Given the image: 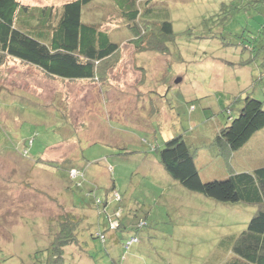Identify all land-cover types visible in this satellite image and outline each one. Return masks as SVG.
<instances>
[{
    "label": "rangeland",
    "instance_id": "1",
    "mask_svg": "<svg viewBox=\"0 0 264 264\" xmlns=\"http://www.w3.org/2000/svg\"><path fill=\"white\" fill-rule=\"evenodd\" d=\"M20 1L60 8L70 0ZM93 1L84 20L121 45L106 79L65 81L12 58L0 68V264L40 261L37 251L50 246L68 213L79 220V245L65 248L66 264H119L122 255L124 264H224L228 239L247 229L256 209L187 190L154 148L182 135L205 182L264 166V157H250L253 140L230 158L214 144L247 96L264 102V84L256 82L264 2L141 0L176 33L155 49L149 38L135 43L140 34L130 35L111 0ZM114 186L125 228L119 243L109 234L104 245L92 198L106 200ZM140 219L147 226L138 231ZM134 232L140 243L125 251Z\"/></svg>",
    "mask_w": 264,
    "mask_h": 264
},
{
    "label": "trees",
    "instance_id": "2",
    "mask_svg": "<svg viewBox=\"0 0 264 264\" xmlns=\"http://www.w3.org/2000/svg\"><path fill=\"white\" fill-rule=\"evenodd\" d=\"M111 1L130 25L127 27L130 35L140 34L135 42L138 45L143 39L149 38V44L158 49L160 46L165 47L171 39L173 43V36L176 39L171 21L155 12L151 14L152 9H143L141 0ZM257 2L263 3L264 0ZM93 4V0H70L60 8L30 7L20 0H0V68L8 58H12L65 81L106 79L107 71L111 69L109 67L118 60L121 45L112 41L109 34L102 30L101 24L84 20L85 10ZM154 22L161 24L160 27L154 26ZM242 65L246 66V62ZM256 78V82L264 84V67ZM238 111V116L231 118L214 139L219 154L226 158L250 144L254 136L264 130L263 101L247 96ZM189 144L186 138L179 135L165 141L162 146L158 145L154 151L168 175L187 190L219 203H244L256 209L247 229L228 239L230 244L226 247L231 256L224 264H264V166L253 171L232 173L225 179L205 182L196 165V154ZM78 177L85 179L84 174ZM82 185L80 181L77 184L78 187ZM111 190L106 200L92 198L98 216L103 219L98 222L103 229H99L95 236L104 245L108 242L109 234L110 237L115 236L117 231L125 228L121 220L122 196L115 186ZM73 206L78 209L75 204ZM62 218L55 227L58 231L52 234L50 246L37 251H42L41 260H31L34 264H66L65 248L77 243L79 245L75 230V223L79 224V220L70 213ZM114 223H118V229L112 226ZM145 226L147 222L140 219L135 229L139 231ZM136 232L121 246L122 249L128 251L138 241L140 243ZM132 238L138 241L127 247ZM124 257L122 255V261ZM122 261L119 264H124Z\"/></svg>",
    "mask_w": 264,
    "mask_h": 264
},
{
    "label": "crops",
    "instance_id": "3",
    "mask_svg": "<svg viewBox=\"0 0 264 264\" xmlns=\"http://www.w3.org/2000/svg\"><path fill=\"white\" fill-rule=\"evenodd\" d=\"M252 140L255 142V145L253 146V149L250 151L251 156L252 157H264V130L262 131V133L256 134ZM252 140H251V142H252ZM251 142H250V144H251ZM96 226L98 227L99 223H97ZM111 239L113 240V242L115 244L119 243V241H120L117 234L115 236L112 235ZM84 256L87 257L86 254Z\"/></svg>",
    "mask_w": 264,
    "mask_h": 264
},
{
    "label": "built area",
    "instance_id": "4",
    "mask_svg": "<svg viewBox=\"0 0 264 264\" xmlns=\"http://www.w3.org/2000/svg\"><path fill=\"white\" fill-rule=\"evenodd\" d=\"M74 171H77V170H72L71 172H74ZM77 174H78V172H77ZM79 176H80V175H79ZM72 177H73V176H72ZM77 177H78V176H77ZM77 177H73V178H77ZM117 224H118V223H114V224H112V226H113L114 228H116ZM141 226H142V225H141ZM137 241H138V240H137L136 238H132V239L128 242L127 247L130 246L131 244L137 242Z\"/></svg>",
    "mask_w": 264,
    "mask_h": 264
}]
</instances>
